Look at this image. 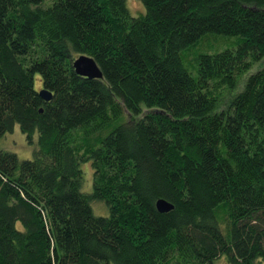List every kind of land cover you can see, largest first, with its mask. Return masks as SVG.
<instances>
[{
  "label": "trees",
  "instance_id": "1",
  "mask_svg": "<svg viewBox=\"0 0 264 264\" xmlns=\"http://www.w3.org/2000/svg\"><path fill=\"white\" fill-rule=\"evenodd\" d=\"M142 2L0 0V139L36 143L0 149V264H264V66L232 92L264 57V0ZM210 34L241 40L195 77L183 52Z\"/></svg>",
  "mask_w": 264,
  "mask_h": 264
},
{
  "label": "rangeland",
  "instance_id": "2",
  "mask_svg": "<svg viewBox=\"0 0 264 264\" xmlns=\"http://www.w3.org/2000/svg\"><path fill=\"white\" fill-rule=\"evenodd\" d=\"M128 8L133 16H139L142 13H145V7L142 0H127ZM241 38L237 36H225V35H215L210 34L204 40H200V42L196 45V47H192L184 51V63L186 64L189 72L193 74V76L197 77V57L201 53H217L218 51L234 48L240 42ZM264 66V57L261 61L255 63L250 70H248L239 82V86L232 91L233 93L239 92L242 90L245 84V80L252 75V73L257 72V70L263 68ZM38 79V77L36 78ZM38 83V82H37ZM38 139V135L35 138V142ZM36 143L30 144L28 137L25 136L19 125H16L14 132H8L0 139V149H7L18 154V157L21 159L33 158V152L36 148ZM83 169V190L86 192H92L93 190V167L91 166V162L86 161L82 162ZM92 209H94V213L100 216H106L110 214V208H108L107 203L102 200H95L92 203ZM217 264H227L224 257H221Z\"/></svg>",
  "mask_w": 264,
  "mask_h": 264
},
{
  "label": "water",
  "instance_id": "3",
  "mask_svg": "<svg viewBox=\"0 0 264 264\" xmlns=\"http://www.w3.org/2000/svg\"><path fill=\"white\" fill-rule=\"evenodd\" d=\"M73 68H75L77 74L86 78L100 79L103 76L101 68L98 67L95 59L90 56L79 55L73 62ZM39 92L43 100L46 102L53 97V93L48 89H41ZM156 206L159 212H169L174 207L172 203H169L163 198L156 202Z\"/></svg>",
  "mask_w": 264,
  "mask_h": 264
}]
</instances>
